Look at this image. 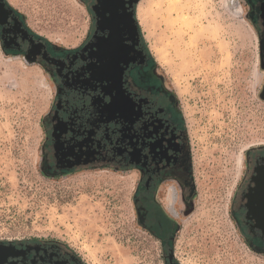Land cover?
Wrapping results in <instances>:
<instances>
[{
  "label": "rangeland",
  "instance_id": "374dc122",
  "mask_svg": "<svg viewBox=\"0 0 264 264\" xmlns=\"http://www.w3.org/2000/svg\"><path fill=\"white\" fill-rule=\"evenodd\" d=\"M17 1L61 38L86 30L89 18L79 0ZM143 3L145 38L187 120L190 160L185 188H176L178 217L163 203L167 186L160 194L174 220L166 231L174 233L177 255L186 264H264L234 214L244 157L264 147L260 42L250 3ZM53 100L50 79L6 54L0 41V242L55 240L87 264H166L159 231L138 217L136 170L58 177L43 171Z\"/></svg>",
  "mask_w": 264,
  "mask_h": 264
},
{
  "label": "flooded vegetation",
  "instance_id": "af4514ba",
  "mask_svg": "<svg viewBox=\"0 0 264 264\" xmlns=\"http://www.w3.org/2000/svg\"><path fill=\"white\" fill-rule=\"evenodd\" d=\"M79 1L89 18L86 30L79 38H61L21 1L0 0L4 52L38 66L54 91L43 171L58 177L134 169L141 176L138 217L154 233L164 230L161 190L171 184L176 192L186 183L190 146L185 113L145 38L141 0ZM248 1L259 35L258 95L264 101V0ZM234 214L245 243L264 255V147L244 157ZM158 236L166 264H186L177 255L174 233ZM1 242L16 254L7 264H87L55 240Z\"/></svg>",
  "mask_w": 264,
  "mask_h": 264
},
{
  "label": "bare ground",
  "instance_id": "6f19581e",
  "mask_svg": "<svg viewBox=\"0 0 264 264\" xmlns=\"http://www.w3.org/2000/svg\"><path fill=\"white\" fill-rule=\"evenodd\" d=\"M138 14L141 20V23L144 27H147V20L145 18V10H144V3L143 0H141L140 4H139V8H138ZM154 54L156 56L157 59H159L160 61H164L163 55L158 51L154 49ZM164 195V194H163ZM176 192L175 189L171 186L168 185L166 187V192L165 195L163 197V203L165 205V207L171 211V213L175 216L178 217V213L176 210Z\"/></svg>",
  "mask_w": 264,
  "mask_h": 264
},
{
  "label": "water",
  "instance_id": "95a60500",
  "mask_svg": "<svg viewBox=\"0 0 264 264\" xmlns=\"http://www.w3.org/2000/svg\"><path fill=\"white\" fill-rule=\"evenodd\" d=\"M15 256V253L9 251L6 245L0 242V264L11 263L10 258Z\"/></svg>",
  "mask_w": 264,
  "mask_h": 264
},
{
  "label": "trees",
  "instance_id": "16d2710c",
  "mask_svg": "<svg viewBox=\"0 0 264 264\" xmlns=\"http://www.w3.org/2000/svg\"><path fill=\"white\" fill-rule=\"evenodd\" d=\"M162 214H163V217H162V223H164V225L163 226H165V228H164V230H162V229H160V230H158L159 231V233L161 234V233H163V231H165L166 232V230H170V228H167L169 225L171 226L173 223H174V220L170 217V216H168L165 212H164V210H162ZM168 224V226L166 227V225Z\"/></svg>",
  "mask_w": 264,
  "mask_h": 264
}]
</instances>
